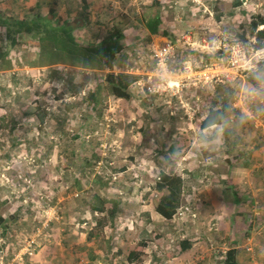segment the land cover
Here are the masks:
<instances>
[{"label":"rangeland","instance_id":"1","mask_svg":"<svg viewBox=\"0 0 264 264\" xmlns=\"http://www.w3.org/2000/svg\"><path fill=\"white\" fill-rule=\"evenodd\" d=\"M234 1H163L159 35L175 45L173 72L184 62L196 72L214 64L224 69L241 35L254 43L249 17L264 16V0H241L238 8ZM52 5L57 16L80 26L75 36L82 45L120 27L125 48L110 73L139 68L140 83L121 98L106 86L107 70L39 67L36 38L25 36L12 45L0 32V49L8 52L0 69V218L6 221L0 226V264H264V217L254 216L264 202V176L253 171L261 160L237 161L238 173L228 171L229 155L221 148L239 143L264 154V83L256 88L248 81L254 69H239L236 80L226 83L194 75L177 79L178 73L171 78L178 88L150 93L148 87L159 81L148 83L156 37L147 40L145 20L156 10L147 0H0V12L29 19L48 15ZM161 40L156 45L162 46ZM205 57L209 64L204 65ZM224 85L235 90L233 110L241 102L253 114L246 117L240 109L241 125H235L233 114L227 132L219 127L203 132L199 126L212 105V89ZM94 154L100 163L89 175L82 159ZM235 157L245 156L234 153L230 160ZM162 173L183 179L182 204L192 205L196 218L162 216L160 200L168 194L157 187ZM226 173H232L233 189L222 184ZM93 192L120 202L114 217L90 212ZM234 194L243 197L239 206ZM240 212L244 216L238 217ZM11 220L16 223L7 230ZM186 238L195 246L185 254L177 240ZM248 240L252 251L246 250ZM83 247L104 254V261L92 263V252ZM134 251L138 258L129 262Z\"/></svg>","mask_w":264,"mask_h":264},{"label":"trees","instance_id":"2","mask_svg":"<svg viewBox=\"0 0 264 264\" xmlns=\"http://www.w3.org/2000/svg\"><path fill=\"white\" fill-rule=\"evenodd\" d=\"M151 7L156 11L153 13L152 17L149 19L146 18V27L149 32V37L147 40H150L151 36L158 35L160 33V27L163 23L160 17V7L163 4L164 0H147ZM243 2L241 0L234 1V8L241 7ZM51 6L48 10V15H41L40 13L35 14L36 17L33 18H9L6 17L2 12H0V32H4V36L8 40L12 42V45H18V43L25 37V36H32L33 39L37 40V45L40 54V62H38L39 67H49L54 65H67L74 68H80L85 70H92L94 72H102L106 70H115V63H117L118 59L122 57V53L124 51V44L123 41L125 40L126 36L123 35L124 31L120 27H115L109 32L107 31L104 36L98 39L96 42H92L87 45H82L78 42L75 31L80 27L73 23H69L57 16L56 7ZM38 7H36L37 9ZM89 5L86 7L84 6L83 10L87 11ZM246 14V12H244ZM48 16H52V19L48 18ZM221 21V15H218L217 18ZM84 23V22H83ZM249 27H251V35L255 38L254 43L252 44L250 40H248L245 36L241 35L240 40L241 43L246 46H252L254 49H263L264 48V16L259 17H249ZM86 24H82L85 26ZM263 27L262 29H259ZM188 50L182 49V55L186 54ZM230 51L228 52V54ZM181 55V57H182ZM222 55V53H219ZM8 56V52L5 50L0 49V69H4V65L1 64L3 61L6 60ZM209 64V57H205L204 65ZM203 65V66H204ZM7 67H10L7 65ZM264 61H260L256 64L254 70H252L248 75V81L253 82L256 88L258 84L264 83ZM262 73V76L258 80L257 78ZM104 82L107 87H109L114 95L119 96L121 98L130 97L127 93L129 88L137 83L140 79L139 76L134 74H128L124 72L119 73H107L103 75ZM250 84V83H249ZM212 96H210V103L212 105L208 108V113L205 115L201 120V129H211L215 127L222 128L227 132L226 123L230 119V117L235 114V125H241L240 123V116H236L237 110H233L232 98L236 95L235 90L231 88L229 85L218 86L215 87ZM91 95V94H89ZM93 97H95L93 95ZM94 102L95 98H94ZM95 107V106H94ZM38 119L44 121L46 115L40 114L37 116ZM16 121V120H15ZM20 126L23 123L18 122ZM15 128L13 131L16 130L17 123H15ZM227 129V130H226ZM240 134V132H238ZM237 133V134H238ZM242 139V138H241ZM17 142H22L21 139H16ZM237 143H230L226 144L223 147L225 154H231L234 152L235 145ZM227 149V150H225ZM245 156V155H244ZM239 158V157H238ZM238 158H234L233 160H237ZM100 157L96 154L88 160L86 158L82 159L83 166L85 170H87L88 174L93 165L100 163ZM226 161L231 163L230 155L226 158ZM97 166V165H96ZM183 184L184 181L180 176L175 174H166L162 173L160 176V180L157 184L159 190L167 189L168 194L164 195L160 200V209L162 212V216L165 219H176V220H183L186 218L187 215L184 217L178 216L179 209L183 206L182 204V196H183ZM223 184L229 186L227 182L223 181ZM243 197L234 194V200L239 206L242 203ZM250 199V198H249ZM120 202L116 200H106L102 198L97 192H93L90 201L87 205L90 212L95 215H102L108 214L109 217H114V215L118 212ZM186 206V205H185ZM191 208L190 213L195 212V208L192 205H188ZM260 211L256 218L258 219L260 216L261 218L264 217V202L262 206H259ZM261 212V213H260ZM238 217L244 216V213L240 212ZM247 216V215H246ZM248 217V216H247ZM249 218V217H248ZM6 221L3 218H0V226L4 224ZM16 220L12 222L10 221V225L5 227L7 230H12ZM215 225V224H213ZM211 226V229L214 230V226ZM178 248L182 252H187L193 248L195 242L190 238H186L184 240H180L178 242ZM236 245L233 243L232 246ZM83 250H88V252H92V256H89L93 262L100 263L102 260L104 261V254L98 255L95 254L94 251L88 249V247L81 248ZM136 252H132L129 257L128 261L132 262L133 259H137L138 255L135 254ZM224 264H237L234 260H226Z\"/></svg>","mask_w":264,"mask_h":264},{"label":"built area","instance_id":"3","mask_svg":"<svg viewBox=\"0 0 264 264\" xmlns=\"http://www.w3.org/2000/svg\"><path fill=\"white\" fill-rule=\"evenodd\" d=\"M203 43L208 45L205 39L203 40ZM151 51L152 57L156 64V68L153 73H147V76L149 78L148 83L151 84L153 82L152 78H157L159 81V85L155 83L151 84V86L148 87V91L150 93L160 94L169 92V90H173L179 87L178 82L171 83V78H175L177 76L176 74L178 73L180 74V76L176 77L177 79L180 77H185V75H194L201 80L204 79L206 81L216 83H226L236 80L237 76L239 75V69H241V71H250L255 68L258 62L264 61V48L249 50L241 42H236L230 47L231 59L229 57L230 64L228 67H224V69H221L216 64H214L205 67L201 71L196 72L191 62H184L183 67L178 69V71L175 73L171 70V62L176 58L175 45L172 44V42H167L162 46H153ZM238 56H241L240 59L237 58ZM260 102L263 103V100L261 99ZM255 125H258L256 120ZM190 211V206H182L178 211V216L184 217L185 215H190L192 218H196V214H191ZM245 247L247 251H252L251 240H248L246 242Z\"/></svg>","mask_w":264,"mask_h":264},{"label":"crops","instance_id":"4","mask_svg":"<svg viewBox=\"0 0 264 264\" xmlns=\"http://www.w3.org/2000/svg\"><path fill=\"white\" fill-rule=\"evenodd\" d=\"M101 12H102V10H101ZM154 37H156L155 39H154V42H155V44H153V46H158V45H156V42H162V40L161 39H163L164 40V44L165 43H167V42H170V41H168V39H166V38H164V36H160L159 34L158 35H154V36H152V38H154ZM154 60V59H153ZM155 68H156V64H155ZM155 68H154V70H155ZM172 71H174L175 69L172 67V69H171ZM108 71V73L110 72V70H107ZM121 72V71H120ZM124 73H126V72H129V71H123ZM154 72V71H153ZM148 73H150V72H148ZM117 74V73H116ZM130 74H134V75H141V73L139 72V68L137 69V72L136 73H130ZM140 81V79L137 81V82H139ZM140 83V82H139ZM163 94V93H162ZM241 104V102L240 103H238V104H236L235 105V109L237 110V112L239 113L240 112V109H241V114H245L246 115V117H248L249 116V114H253V112L251 111V110H249V106L248 105H246V104H241L242 106H239ZM246 106H248V107H246ZM239 113V114H240ZM238 114V115H239ZM237 114H236V116H238ZM200 128H201V124H200V126H199ZM212 129V128H211ZM201 130H203V129H201ZM206 130H209V129H204L203 130V132H206ZM223 147H224V144L222 145V149H223ZM225 150H227V149H225ZM234 150V152H232L231 154H229L230 155V157L232 156V154H234V153H239V152H241L243 155H245V157H239L237 160H231V163H229V162H225V165H227V166H229L228 167V171H232V172H235V173H238V171H235V170H233V168H234V165L237 163V161H240V162H242L241 160H244L245 162H247L246 164H252L254 161H256L257 163H258V161H257V159H260L261 160V162L259 163V166H255L254 168H253V171L254 172H259V173H261V174H259V176L261 177H263L264 176V169H261L260 167H263V165H264V154L262 153V151H261V155L260 154H258V152L257 151H253V148L251 147V145H249V146H244L243 144H236L235 145V149H233ZM249 151V152H248ZM253 151V152H252ZM252 152V154H250ZM234 159V158H233ZM252 162V163H251ZM190 164H192V163H190ZM194 167H195V165H193ZM257 167V168H256ZM192 169H194V168H192ZM227 174V176H225L226 177V179L224 180L225 181V183L227 182V184L228 185H231L232 187H231V189H233V184L235 183L234 181H233V176H231L230 174H232V173H226ZM222 184H223V181H222ZM216 194L217 193H219V192H215ZM195 246V245H194ZM193 246V247H194ZM191 250H193V249H191ZM190 250V251H191ZM188 252V251H187ZM185 254H186V252H185ZM204 259V258H203Z\"/></svg>","mask_w":264,"mask_h":264}]
</instances>
